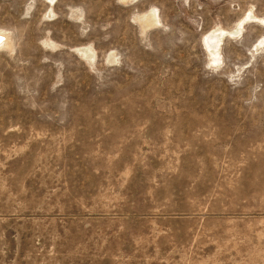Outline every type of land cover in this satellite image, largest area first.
Listing matches in <instances>:
<instances>
[{"label": "rangeland", "instance_id": "obj_1", "mask_svg": "<svg viewBox=\"0 0 264 264\" xmlns=\"http://www.w3.org/2000/svg\"><path fill=\"white\" fill-rule=\"evenodd\" d=\"M1 34L0 264H264V0H0Z\"/></svg>", "mask_w": 264, "mask_h": 264}, {"label": "bare ground", "instance_id": "obj_2", "mask_svg": "<svg viewBox=\"0 0 264 264\" xmlns=\"http://www.w3.org/2000/svg\"><path fill=\"white\" fill-rule=\"evenodd\" d=\"M2 35H3V34L0 35V38L2 37ZM4 38H5V37H4ZM214 38H215V36H214ZM216 39H217V38H216ZM214 45H215V44H214ZM215 46H216V45H215Z\"/></svg>", "mask_w": 264, "mask_h": 264}]
</instances>
